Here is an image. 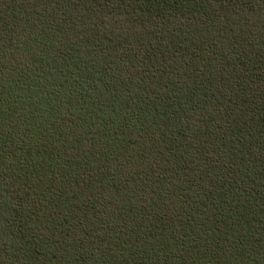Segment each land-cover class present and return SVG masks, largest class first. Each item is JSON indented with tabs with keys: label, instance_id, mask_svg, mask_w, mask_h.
<instances>
[{
	"label": "trees",
	"instance_id": "16d2710c",
	"mask_svg": "<svg viewBox=\"0 0 264 264\" xmlns=\"http://www.w3.org/2000/svg\"><path fill=\"white\" fill-rule=\"evenodd\" d=\"M0 264H264V0H0Z\"/></svg>",
	"mask_w": 264,
	"mask_h": 264
}]
</instances>
